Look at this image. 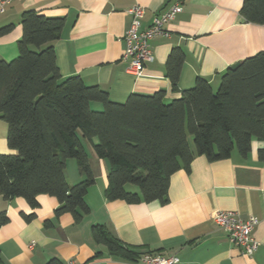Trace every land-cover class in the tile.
I'll return each instance as SVG.
<instances>
[{"label":"crops","instance_id":"obj_1","mask_svg":"<svg viewBox=\"0 0 264 264\" xmlns=\"http://www.w3.org/2000/svg\"><path fill=\"white\" fill-rule=\"evenodd\" d=\"M243 1L182 0V13L168 26L170 36L154 38V60L135 78L126 72L122 59L124 36L132 22L128 11L137 5L145 8L143 30L176 0H14L0 13V28L14 25L11 33L0 38V58L12 61L18 57L25 11L64 18L61 37L51 44L62 78L80 77L118 103L132 94L160 91L170 103L193 88L197 78L208 81L215 90L230 66L264 52V25L248 23L242 17ZM177 49L184 53V61L174 88L167 62ZM92 107L102 109L99 104ZM7 136L8 124L0 118V155L16 154L9 148ZM82 144L95 177L85 197L90 212L76 223L69 213L55 217L59 203L54 197L39 195L37 208H32L23 198L5 200L0 195V214L8 219L0 226V264H138V260L114 256L96 243L92 235L95 225L106 226L132 252L176 254L180 264H264V160L258 157L264 141L254 140L246 157L236 149L225 160L195 156L190 172L180 170L171 177L165 205L107 200L110 166L96 157L90 143L82 139ZM65 178L69 185L85 179L75 160H68ZM126 189L139 193L135 186ZM217 211L260 220L253 231L259 246L252 256L243 255L229 242L213 220Z\"/></svg>","mask_w":264,"mask_h":264},{"label":"trees","instance_id":"obj_2","mask_svg":"<svg viewBox=\"0 0 264 264\" xmlns=\"http://www.w3.org/2000/svg\"><path fill=\"white\" fill-rule=\"evenodd\" d=\"M240 13L248 23L264 25V0H244ZM64 24V18L25 11L18 57L0 58V118L8 124V146L16 151L0 155V195L5 200L23 198L37 208V197L48 195L58 200L56 218L69 213L81 222L90 212L87 190L95 183L82 139L110 166L107 200L162 205L169 202L171 177L180 170L190 172L195 156L225 160L236 149L246 157L254 140L264 141V52L230 66L217 90L197 78L193 88L170 103L162 91L132 94L118 103L80 77L62 78L51 44L61 37ZM13 29L12 24L0 28V38ZM183 61L180 49L168 59L167 74L174 88ZM258 157L264 160V148ZM68 160L76 161L85 178L81 183L68 184ZM129 185L139 193L128 191ZM7 221L0 214V226ZM92 235L114 256L138 260L141 255L104 225L93 226Z\"/></svg>","mask_w":264,"mask_h":264},{"label":"built area","instance_id":"obj_3","mask_svg":"<svg viewBox=\"0 0 264 264\" xmlns=\"http://www.w3.org/2000/svg\"><path fill=\"white\" fill-rule=\"evenodd\" d=\"M13 1L0 0V13H5L6 8ZM182 11V0H176L163 14L155 16L151 25L143 30L141 20L146 14L145 8L137 5L128 11L132 22L124 36L126 47L122 59L126 63V72L129 75L135 78L143 75L145 66L154 60L151 42L158 36L169 37L168 26ZM213 220L227 234L229 242L241 249L243 255L250 257L256 252L259 243L253 237V231L260 222L258 218L252 216L244 220L237 212L217 211ZM67 264L73 263L68 262ZM138 264H180V258L176 254L146 252L140 255Z\"/></svg>","mask_w":264,"mask_h":264},{"label":"rangeland","instance_id":"obj_4","mask_svg":"<svg viewBox=\"0 0 264 264\" xmlns=\"http://www.w3.org/2000/svg\"><path fill=\"white\" fill-rule=\"evenodd\" d=\"M215 90H217V88H215ZM188 139L190 141L191 146L193 147V139L190 135H188Z\"/></svg>","mask_w":264,"mask_h":264},{"label":"water","instance_id":"obj_5","mask_svg":"<svg viewBox=\"0 0 264 264\" xmlns=\"http://www.w3.org/2000/svg\"><path fill=\"white\" fill-rule=\"evenodd\" d=\"M236 66H237V64H234V65H232L231 67H232V68H235Z\"/></svg>","mask_w":264,"mask_h":264}]
</instances>
